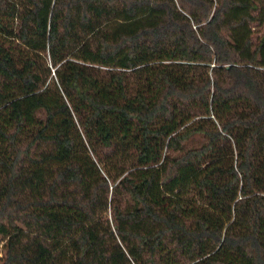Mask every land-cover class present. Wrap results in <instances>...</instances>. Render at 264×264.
<instances>
[{
	"label": "trees",
	"instance_id": "1",
	"mask_svg": "<svg viewBox=\"0 0 264 264\" xmlns=\"http://www.w3.org/2000/svg\"><path fill=\"white\" fill-rule=\"evenodd\" d=\"M0 242L264 264V0H0Z\"/></svg>",
	"mask_w": 264,
	"mask_h": 264
},
{
	"label": "rangeland",
	"instance_id": "2",
	"mask_svg": "<svg viewBox=\"0 0 264 264\" xmlns=\"http://www.w3.org/2000/svg\"><path fill=\"white\" fill-rule=\"evenodd\" d=\"M192 143V142H191ZM191 143H189V144H191ZM192 145V144H191ZM2 242H0V256L2 255V247H1V244Z\"/></svg>",
	"mask_w": 264,
	"mask_h": 264
}]
</instances>
